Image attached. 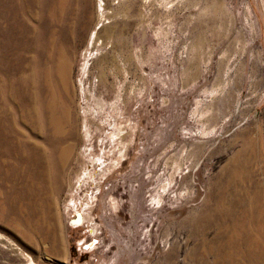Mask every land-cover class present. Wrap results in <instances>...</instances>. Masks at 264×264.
Wrapping results in <instances>:
<instances>
[{"label":"rangeland","instance_id":"1","mask_svg":"<svg viewBox=\"0 0 264 264\" xmlns=\"http://www.w3.org/2000/svg\"><path fill=\"white\" fill-rule=\"evenodd\" d=\"M1 1L0 264H264V0Z\"/></svg>","mask_w":264,"mask_h":264},{"label":"bare ground","instance_id":"2","mask_svg":"<svg viewBox=\"0 0 264 264\" xmlns=\"http://www.w3.org/2000/svg\"><path fill=\"white\" fill-rule=\"evenodd\" d=\"M22 1H24V0H22ZM1 4H2V1L0 0V7H1ZM5 4H6L7 9H8V18L9 19H12L15 16V4H14V0H6L5 1ZM33 60H34V57L31 58V59H29V60H25L24 61V70H23V73L24 74H25V72H27L26 65H31V66L34 67V65L31 64V62ZM255 66H256V63H255ZM56 70H57V76H58L59 80L61 81L62 86L65 88V84H66V81L68 79V74H67V70L65 68V64L59 65L56 68ZM32 72H34L33 69L31 70V73H28V74H31L32 78L30 79L31 82H30V85H29V87L31 88V91L29 93V98L27 100H28V103H29V101H31V105L34 106V107H36V94L34 93V91H35L34 90V76H33V73ZM46 75L48 76L47 73H43L41 75V78L44 79L43 80L44 89H46V95L48 96L49 90H50L51 87H50V85H48V84H50V81L49 80H46ZM26 89L29 90V88H26ZM17 94H21V92L18 91ZM30 95H31V98H30ZM51 101L52 100L49 97V99L47 98V100L45 102V107H46V110L48 112H52L53 111V109H52V107H53L52 105L53 104H52ZM13 108H14V113L12 112V108L10 107V105L8 106L5 124H3L1 122V119H0V132L4 128L6 130V136H25V133L24 132H21L20 127L17 124L16 117H18L17 119H21V120H23V117H26V120H27V117H28L29 120L34 121V120H36V118L38 116L37 115V109L34 111L33 116H31L30 115V112L27 113L23 109L20 110V112H19L18 111L19 110L18 107H15L14 106ZM26 108L29 109V106H27ZM0 113H1V110H0ZM49 117H50L49 118L50 119L49 121H50V126H51L52 131L55 132V133H59L60 130H61V126H60L61 125V120H59L58 116L57 115L55 116L54 113L49 114ZM0 118H1V115H0ZM17 128H18V130H20V135L15 134V129H17ZM26 136H28V135L26 134ZM118 136H119V134H118ZM121 137L122 136H120V138ZM29 150L30 151H29L28 155H26V157H27V163L28 162H32V161L35 160V154L32 152L34 149L32 148V146H29ZM16 162H17V159L15 157V163ZM26 175H28V174H26ZM26 175H21L20 177H18L19 184H21L20 183L21 178L24 179L26 177ZM82 217L83 216L80 214V216L78 218L79 223H81Z\"/></svg>","mask_w":264,"mask_h":264}]
</instances>
